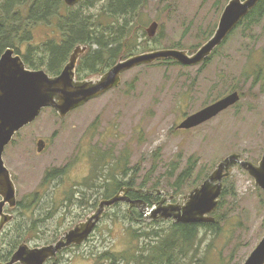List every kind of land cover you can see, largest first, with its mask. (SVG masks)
<instances>
[{
    "label": "rangeland",
    "instance_id": "1",
    "mask_svg": "<svg viewBox=\"0 0 264 264\" xmlns=\"http://www.w3.org/2000/svg\"><path fill=\"white\" fill-rule=\"evenodd\" d=\"M228 1L145 0L138 11L139 19L132 21L128 30L131 42L139 45L131 56L161 49L194 54L215 32ZM107 2L98 0L91 10L77 9L96 16ZM152 22L158 24L154 37L158 42L148 44L151 39L146 29ZM239 25L205 65L186 67L176 62V66L161 63L138 66L121 74L117 88L66 117L60 118L54 110L45 109L14 136L2 159L15 185L17 202L35 195L43 208V213L28 212L23 218L17 217L27 223L37 221L34 224L41 235L33 238L30 247L56 242L92 213L86 212L79 220L77 212L64 216L62 205L70 196L67 193L80 189L89 179L98 183L95 166L102 169L103 156L109 163L125 164L127 159L129 167L138 168L136 183L144 180L162 183L159 191L166 197H175L170 168L177 161L179 173L190 157L196 158L198 168L205 170L207 176L220 160L231 154L255 165L260 161L264 151V17L249 25ZM33 33L37 45L52 36L50 28L44 25L34 28ZM233 92L240 96L235 106L197 128L177 129L186 116ZM38 140L46 145L40 153L36 151ZM50 173H55L54 178L44 181ZM225 186L220 213L226 216L214 243L215 255L225 260L232 255L230 264H244L264 236V193L238 166L223 180ZM187 193L184 189L175 198L180 200ZM74 195L70 199L75 201L79 195ZM127 209L120 204L108 210L83 245L71 247L47 264H109L98 260V256L133 252L142 246V242L139 246L129 243L127 230L151 232L168 227L163 221L145 222L134 213L132 220L126 214ZM210 241L211 236L201 246V253ZM8 242L7 238L0 240V252L7 250Z\"/></svg>",
    "mask_w": 264,
    "mask_h": 264
},
{
    "label": "trees",
    "instance_id": "2",
    "mask_svg": "<svg viewBox=\"0 0 264 264\" xmlns=\"http://www.w3.org/2000/svg\"><path fill=\"white\" fill-rule=\"evenodd\" d=\"M96 1L98 0H81L77 5L69 7L63 0H0V57L6 49H13L28 69L43 70L49 76L54 77L59 75L72 51L77 46H82L86 47V52L80 57L76 66V79L85 80L95 75H102L107 67L114 64L119 58L131 56L138 51L139 45L131 42L128 30L133 26L132 21L136 18L139 19L138 11L144 7L145 0H107V5L102 7L96 16L90 12L82 14L81 11H78L83 7L89 8V10L93 9ZM263 17L264 0H260L240 25L252 24L255 21H260ZM39 25L50 28L52 36L48 34L50 38L37 45L33 42V40L35 41L33 29ZM209 37L205 40L207 41ZM157 40V38H152L148 44L156 43ZM94 47L96 49H93ZM21 48L24 50L22 51ZM212 54L202 63L203 65L210 60ZM157 63L178 65L171 60ZM197 162L196 158L190 157L179 173H177L178 161L175 162V166L170 168V175L174 177L172 188L175 197L184 189L189 192L198 187L208 177L205 170L201 171L198 168ZM100 164L102 169L95 166L98 183H91L89 179L87 183L80 185V189L67 193V195L92 196L95 207L99 204V200L113 197L121 188H136L153 191V194L130 192L128 193L129 197L141 198L148 205L159 200L155 191L162 187V183H146V180L143 183H136L138 168L129 167L127 159L125 164L121 162L109 163L108 158L103 156ZM197 170L198 173L195 174ZM54 176L55 173H50L44 181L50 182ZM226 180L227 178L224 179V182ZM225 193L226 186L219 198L218 209L212 215L215 223L184 225L174 224L169 220L168 222L163 220L147 221L151 224L163 221V223H168V227L151 232L129 229L127 230L129 243L139 246L142 242V246L137 247V250L133 252L129 250L115 255L103 253L98 256V260L109 264H230L233 256L231 255L230 259L226 260L216 257L214 245L222 230L220 224L222 220L225 221L226 215L220 213ZM70 196L67 197L68 201H71ZM35 211L43 213L40 199L35 195L25 201L17 202L16 207L9 210L10 214L17 213L18 215H13V220L2 232L6 233L0 240L7 238L9 242L7 250L0 252V262L9 261L11 255L21 244L29 245L33 238H39L41 232L34 224L37 221L27 223V220L18 221L17 218H23L26 213ZM133 213L141 219L143 218L137 211L133 210ZM126 214L134 220L131 213L127 212ZM40 217H43V214ZM209 236H211V241L201 253L200 248L207 242ZM56 258L49 262L55 261Z\"/></svg>",
    "mask_w": 264,
    "mask_h": 264
},
{
    "label": "water",
    "instance_id": "3",
    "mask_svg": "<svg viewBox=\"0 0 264 264\" xmlns=\"http://www.w3.org/2000/svg\"><path fill=\"white\" fill-rule=\"evenodd\" d=\"M73 7L81 0H63ZM260 0H229L225 5L215 32L194 53L184 50L161 49L150 53L120 59L112 68L97 78L77 80L75 68L86 47L77 46L69 55L67 63L59 75L51 77L43 70L28 69L21 57L13 49H6L0 57V234L11 223L12 210L17 205L16 188L3 162V153L20 130L33 123L45 109H52L60 117H66L73 110L89 101L101 97L115 89L121 82V74L141 65H151L158 61L171 60L186 67L204 63L216 48L221 46L239 23L256 7ZM158 24L152 22L146 29L148 38L156 34ZM240 100L233 92L201 110L188 115L177 126L178 130H191L214 119ZM45 142L38 140L36 151L42 152ZM245 170L254 184L264 193V151L255 165L231 154L220 160L214 171L202 182L173 203V196L166 197L159 190L157 204L149 206L143 200H131L128 193L153 194L147 190L121 188L113 197L99 202L96 210L84 222L75 225L49 245L30 247L23 243L14 251L9 261L0 264H46L63 250L79 246L89 239L104 212L118 203L135 207L145 221L171 220L174 224H213L212 216L219 204L223 190V180L229 177L234 167ZM244 264H264V236L249 254Z\"/></svg>",
    "mask_w": 264,
    "mask_h": 264
},
{
    "label": "flooded vegetation",
    "instance_id": "4",
    "mask_svg": "<svg viewBox=\"0 0 264 264\" xmlns=\"http://www.w3.org/2000/svg\"><path fill=\"white\" fill-rule=\"evenodd\" d=\"M120 59H122L123 60V58L121 57V58H119L118 60H117V62L120 60ZM80 61V59H78V61H77V65H78V62ZM117 62H115L114 64H112V65H110V66H108L107 67V70L105 71V72H107L110 68H112ZM76 65V66H77ZM46 146V145H45ZM131 200H139V199H141V198H135V199H133V198H131V197H129ZM75 201L74 200H71V201H68L67 200V198H66V200H65V203L62 205L63 206V211L65 212V215L64 216H67V215H69L70 213H73V212H77L79 215H80V218L79 219H81L85 214H86V212H88V211H92V213L96 210V208L94 207V198L92 197V196H79V197H75ZM142 200V199H141ZM160 200V199H159ZM175 200V201H174ZM173 200V202L175 203L176 201H178L179 199L178 198H176V199H174ZM87 201H88V203H87ZM120 204H124L125 206H127L128 207V209H127V212H129V213H131L132 214V211L133 210H135V211H137V209L135 208V207H132V208H130L129 207V205L127 204V203H118V204H115L114 206H112L111 208H109V209H107L106 211H105V213L103 214V216H102V218L101 219H103L104 218V215L108 212V210H111V209H115L118 205H120ZM91 213V214H92ZM87 218V217H86ZM86 218L83 220V221H79V222H77L75 225H77V224H79V223H81V222H84L85 220H86ZM168 222V221H167ZM74 225V226H75ZM98 225V224H97ZM97 228V226L95 227V229ZM63 235V234H62ZM61 235V236H62ZM86 242V241H85ZM84 242V243H85ZM83 243V244H84ZM83 244H81V245H83ZM81 245H79V246H77V247H80ZM72 248H74V247H72ZM72 248H68V249H66L65 251H67V250H69V249H72Z\"/></svg>",
    "mask_w": 264,
    "mask_h": 264
}]
</instances>
